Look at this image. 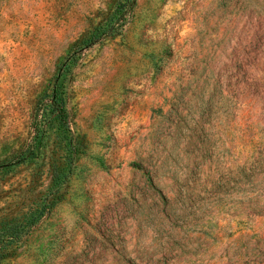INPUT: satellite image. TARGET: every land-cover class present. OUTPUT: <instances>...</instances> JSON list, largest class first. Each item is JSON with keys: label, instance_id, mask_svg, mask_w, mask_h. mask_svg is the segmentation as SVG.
<instances>
[{"label": "rangeland", "instance_id": "rangeland-1", "mask_svg": "<svg viewBox=\"0 0 264 264\" xmlns=\"http://www.w3.org/2000/svg\"><path fill=\"white\" fill-rule=\"evenodd\" d=\"M118 4L0 0V164L46 130L0 171V210L72 158L0 264H264V0H136L87 46ZM56 77L68 131L37 113Z\"/></svg>", "mask_w": 264, "mask_h": 264}, {"label": "trees", "instance_id": "trees-1", "mask_svg": "<svg viewBox=\"0 0 264 264\" xmlns=\"http://www.w3.org/2000/svg\"><path fill=\"white\" fill-rule=\"evenodd\" d=\"M136 0H119V15L114 23L97 37L89 41L87 46L94 44L101 38L114 35L122 26V21L133 10ZM117 24V26H116ZM37 113L43 117V123L48 125L53 120L58 121L68 131V111L65 98L59 85V78L56 77L50 93L47 94L46 101L39 102ZM43 124V126H44ZM45 128L41 130V135L34 148L22 152L6 162L0 164V171L8 172L14 167L24 165L39 159L43 153V137ZM58 159L53 162L51 170V184L47 195L40 201H33L27 206L19 209L0 210V261L9 255H15L17 247L22 239L29 233L34 225L46 214V212L60 198V190L67 182L71 173L72 158L68 160Z\"/></svg>", "mask_w": 264, "mask_h": 264}]
</instances>
